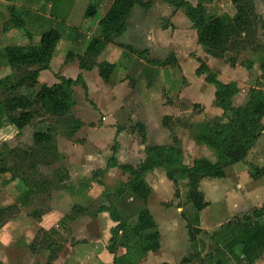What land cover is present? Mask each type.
Returning a JSON list of instances; mask_svg holds the SVG:
<instances>
[{
  "label": "rangeland",
  "instance_id": "obj_1",
  "mask_svg": "<svg viewBox=\"0 0 264 264\" xmlns=\"http://www.w3.org/2000/svg\"><path fill=\"white\" fill-rule=\"evenodd\" d=\"M40 1H44L48 14L57 17H65L71 9L75 14L84 13L88 7L86 0H0V23L10 17L8 4L26 14L39 8ZM143 1L149 6L134 7L128 19L132 34L129 32L122 40L117 37L112 43L119 49H103L104 56L101 51L96 58L97 62L114 65L106 85L97 86V90L106 89L107 97L102 98L99 91L98 99L85 95L82 98L81 85H75L70 112L60 118L46 117L55 133L46 146L32 143V126L22 134L9 124L0 126V169L5 170L0 174V208L13 205L7 213H0V264H116L114 260L119 256L133 253L126 243L142 209L149 211L154 229L172 245L167 248L168 253L176 258L179 251L173 244L183 246L185 253L190 242L183 212L191 219L199 217L194 224L201 230L198 242L192 244V253L198 252L209 232L217 227L207 208L198 213L192 209L187 181L174 184L160 169L146 176L150 186L146 198L127 189L118 179L116 168L107 167L114 154L112 129L125 132L121 140L122 163L137 165L145 159L148 146L174 142L186 164L198 156L215 162L217 151L200 140L199 134L205 125L227 123L231 113L215 104V87L206 82V74H196V69L204 64L219 80L235 83L237 92L231 99L235 109L247 104L252 89H264L260 79L264 0H254L259 18L252 42L221 58L211 57L197 43L196 30L183 9L165 6L163 0ZM188 1L197 4V0ZM205 7L208 13L221 18L232 17L236 12L231 0H212ZM45 20L42 30L56 23L52 18ZM88 20L95 21L96 17L85 18ZM2 33L9 42L25 36L28 43L22 29ZM33 33L36 36L37 32ZM125 39L131 45L121 42ZM62 51L66 53L67 49ZM124 72L132 86L126 93L118 86ZM33 92L27 88L17 91L28 96ZM113 94L121 98V105L115 108L111 104L110 112H106ZM165 115L173 118L167 132L159 126ZM144 121L151 126L149 138ZM13 149L27 150L30 155L15 157ZM115 149L117 153L118 146ZM251 165L246 162L253 176L261 173ZM14 175L16 178H12ZM207 179L199 185L204 195L211 192ZM222 188L217 187L216 193Z\"/></svg>",
  "mask_w": 264,
  "mask_h": 264
},
{
  "label": "trees",
  "instance_id": "obj_2",
  "mask_svg": "<svg viewBox=\"0 0 264 264\" xmlns=\"http://www.w3.org/2000/svg\"><path fill=\"white\" fill-rule=\"evenodd\" d=\"M163 1L176 9L184 10L196 30L197 43L205 47L206 52L213 58H221L234 49L246 48L255 37L259 15L254 0H231L236 12L228 18L207 12L205 4L212 0H197L195 6L188 0ZM135 6L148 7L149 4L143 0L111 1L107 12L98 21L99 35L92 38L84 54L78 56L81 68L90 69L96 66L101 78L105 82L109 81L114 65L107 61L97 62L96 58L106 45L116 42V38L126 30L127 21ZM7 10L10 17L3 23L2 31L6 33L13 28L22 29L28 43L10 44L3 49V56L12 72L0 79V126L3 123L13 125L17 134H22L32 126V143L46 146L54 139L55 134L52 122L47 116L60 118L67 115L74 105L73 87L80 84L86 91V84L81 75L76 79L58 76L59 82L53 85L39 84L38 76L41 70L49 69L57 42L62 38L71 39L76 36L78 29L56 22L51 28L34 36L26 27L25 12H20L13 4H8ZM94 14L95 7L88 5L85 18H91ZM153 62L157 65L163 64L159 61ZM196 74H206V82L215 87V104L225 113H231L227 123L205 125L199 134L200 140L217 151L216 161L198 156L186 164L182 159V151L174 142L170 145L148 146L145 149V159L137 165L119 163L115 157V148L118 146L115 139L114 154L109 158L107 167H115L121 183L142 198L149 194L150 186L146 176L154 169L163 171L162 174L174 184L186 180L188 201L198 213L208 205L199 187L201 180L224 177L226 168L241 162L263 132L264 125L261 120L264 116V89H252L247 104L235 109L231 102L237 92L234 82L224 83L204 64L196 69ZM260 79L264 81V61L261 64ZM22 88L33 89L34 92L31 96L17 93ZM172 119L168 115L163 116V126L171 129ZM12 151L15 157L28 158L30 155L27 150ZM4 171L0 169V174ZM12 178H16V175ZM24 185L28 189L26 181ZM12 208L13 205L2 207L0 213H7ZM182 215L190 240L187 255L182 260L184 263L198 257L201 264H227L230 256L234 255L253 264L264 253V223L258 222L253 214L234 217L212 232L210 239L213 249L204 255L202 253L205 246L196 253L190 252L201 230L194 224L199 221V217L196 215L191 219L185 212ZM154 228L149 211L142 209L136 224L130 229L132 236L126 243L128 251L139 255L156 251L160 247V234ZM151 229L154 230L146 232ZM114 261L116 264H130L124 255Z\"/></svg>",
  "mask_w": 264,
  "mask_h": 264
},
{
  "label": "crops",
  "instance_id": "obj_3",
  "mask_svg": "<svg viewBox=\"0 0 264 264\" xmlns=\"http://www.w3.org/2000/svg\"><path fill=\"white\" fill-rule=\"evenodd\" d=\"M86 1L87 6L91 4L95 7V14L93 16L96 17L95 21H85V11L84 13H82L81 11L79 14H75L73 9H71L65 17L51 16L50 14H48V11L43 8L44 1L38 2L39 8H33L29 13H26L25 20L26 27L30 30V32L33 31L40 33L44 31L45 29L42 30V28L46 23L45 18H52L56 22H63L69 27L78 29V34L76 36H73L71 39H67V37L62 38L57 42L51 58L50 67L49 69L40 71L38 81L39 84L45 83L47 85H53L59 82L58 76L76 79L78 75H81L83 81L86 84V91L81 88L83 92L82 98H85V96H87L92 100L94 99V97H97V99L99 97V94L97 92H99L100 90H97V86H105L107 82H105L101 78L96 67H92L90 69L81 68L79 66L78 56L83 55L91 39L99 35L98 21L105 15L111 5L112 0ZM93 1H96V4ZM163 4L170 7L165 2H163ZM50 6L51 4L49 3L47 7L49 8ZM42 8L43 10H41ZM146 12H148V10L145 11L144 14H147ZM7 20L8 19L4 18V21L0 23V79L11 74L12 72L11 68L6 63L5 57L3 56V49L10 44H26L25 36L18 39H12L10 42V39L7 40V38L4 37L2 33V25ZM81 26H84L82 30H80ZM144 27L147 29L148 33L151 32L150 29L146 27V24L144 25ZM131 29L132 26L128 20L126 30L119 36V40H122V38L124 36H127L129 32L131 33ZM146 35L147 34L145 33V36ZM121 42L131 45V43H129L126 39ZM147 48L149 47L147 46ZM63 49H67L66 53L65 51H62ZM105 49L107 50L119 48L116 47L114 43H110L104 48V50ZM103 51L101 54L104 56L105 52ZM133 51L135 52L134 49H132V53H134ZM125 73L126 72L123 73V77H121L120 81L118 82V86H121L120 88L123 93L132 90V86L129 85L130 81ZM142 81V84H144L143 79ZM76 88L77 86H74V89ZM100 93H103L102 98L108 96V94L106 93V89L101 90ZM120 103L121 98L118 95L113 94L111 101L106 104V112H110V107H119L121 105ZM111 104L113 106H111ZM144 124L148 133L147 137L149 138L151 126L148 122L145 121ZM262 124L264 125V116L262 118ZM9 126L13 128L12 130L17 131V129L13 125ZM159 126L164 132L168 129L167 127L163 126L162 119ZM112 131L115 135H113V138H115L118 142V152L115 154V157L117 158L119 163H122L121 160L123 159L121 158V151L123 149V144L121 143V140L122 135H124L125 132L120 129H112ZM94 142L98 143L96 141ZM246 162L251 163V166L257 167L261 173L257 176H253V173H251L250 169L246 166ZM206 179L207 178L201 180V186L203 184L202 182H204ZM207 180V182L211 185V192L209 195H203L205 200L208 202L206 208L207 210H209L212 221L217 225V227H213V230H211L208 234V240H204V243H202L201 247L198 249V251H200V249L205 246V250L203 251L202 255L213 249V243L210 239L211 233L216 231L223 223L227 222L228 220L234 217L242 216L244 214H253L258 222L264 223V130L263 133L260 134L257 138L255 144L248 151L247 157H245L243 161L235 163L226 168L224 177L208 178ZM220 186L223 187L222 191L220 190L218 191V193H216L217 187ZM200 190L202 191L201 187ZM206 208H204L203 210H205ZM257 209L259 210V212L255 213ZM159 242L160 247L156 251H150L145 255H139L135 252L128 254L126 256L128 262L130 264H201L200 258L198 257L191 259V261L187 263L182 262L183 258L187 255V245L189 243L185 246V253L183 246L177 247L176 244H173L176 246L177 252L179 251V254L176 258L168 253L167 248L171 247L172 245L166 243L165 239H161V237ZM191 250L192 248L190 249V252ZM196 259H198V261H196ZM227 264L250 263L237 256L231 255L230 261ZM253 264H264V253Z\"/></svg>",
  "mask_w": 264,
  "mask_h": 264
}]
</instances>
